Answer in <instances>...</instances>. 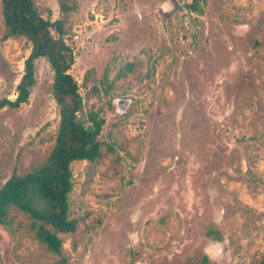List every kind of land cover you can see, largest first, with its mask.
<instances>
[{"label":"rangeland","instance_id":"1","mask_svg":"<svg viewBox=\"0 0 264 264\" xmlns=\"http://www.w3.org/2000/svg\"><path fill=\"white\" fill-rule=\"evenodd\" d=\"M33 1L62 21L79 117L105 121L101 158L71 165L77 229L60 253L12 208L0 264H264V0ZM3 21L0 0V100H14L32 46ZM53 77L38 59L28 102L0 111V188L55 145Z\"/></svg>","mask_w":264,"mask_h":264},{"label":"trees","instance_id":"2","mask_svg":"<svg viewBox=\"0 0 264 264\" xmlns=\"http://www.w3.org/2000/svg\"><path fill=\"white\" fill-rule=\"evenodd\" d=\"M2 16L11 36L26 38L32 46L25 61L24 74L17 85L14 100H0V111L5 107L19 108L27 103L35 85V63L45 58L54 72L53 96L59 107L60 124L55 145L47 160L25 175L16 171L0 188V225L9 224L8 213L16 208L32 220L35 233L51 253L62 249L60 234L76 232L77 222L69 216V197L73 190L72 163L95 162L101 158L100 136L104 119L100 113L89 112L86 120L79 114L83 100L79 85L70 70L75 64L73 48L63 37L62 21L44 19L33 0H1ZM205 0H191L187 7L198 11ZM208 236L220 240L219 232L210 229ZM204 257L202 264H208ZM67 264L59 257L55 263Z\"/></svg>","mask_w":264,"mask_h":264}]
</instances>
